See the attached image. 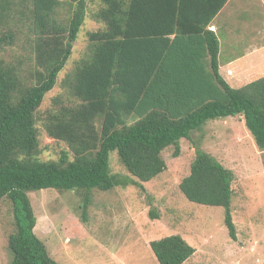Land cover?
Returning <instances> with one entry per match:
<instances>
[{
	"label": "trees",
	"instance_id": "trees-1",
	"mask_svg": "<svg viewBox=\"0 0 264 264\" xmlns=\"http://www.w3.org/2000/svg\"><path fill=\"white\" fill-rule=\"evenodd\" d=\"M227 1L0 0V200L11 202V264H60L35 233L29 192L77 189L86 221L91 189L128 183L111 172L113 150L132 176L150 181L166 168L165 148L174 145L178 156L180 140L209 120L240 115L264 152V75L233 87L208 29ZM89 16L101 25L88 31L63 91L40 115ZM15 41L21 54L9 60L4 51ZM39 123L68 145L58 159L40 156ZM233 180L232 169L198 146L179 186L190 201L224 207L236 240ZM150 246L160 264H183L196 251L179 234Z\"/></svg>",
	"mask_w": 264,
	"mask_h": 264
},
{
	"label": "rangeland",
	"instance_id": "rangeland-1",
	"mask_svg": "<svg viewBox=\"0 0 264 264\" xmlns=\"http://www.w3.org/2000/svg\"><path fill=\"white\" fill-rule=\"evenodd\" d=\"M233 9L230 5L225 12L232 13ZM100 25L92 17L86 18L55 87L44 97L40 115L63 91L62 79L84 53L88 31ZM22 37L18 33L17 42ZM17 42L7 47L4 57L14 60L20 56ZM247 82L231 85L240 87ZM38 129L43 159H58L61 151L69 148L51 137L41 123ZM198 146L234 172L231 209L236 240L225 224L224 207L190 201L180 189ZM175 151L174 145L165 148V170L143 182L128 172L116 150L111 151V172L128 183L108 191L91 189L86 221L82 219V192L77 189L30 191L37 216L35 233L50 255L60 264H160L150 242L179 234L196 249L183 264H264V152L257 147L243 116L209 120L191 137L180 140L178 156ZM151 210L158 218L151 217ZM13 229L11 202L4 198L0 200V264L12 262L8 237Z\"/></svg>",
	"mask_w": 264,
	"mask_h": 264
},
{
	"label": "crops",
	"instance_id": "crops-1",
	"mask_svg": "<svg viewBox=\"0 0 264 264\" xmlns=\"http://www.w3.org/2000/svg\"><path fill=\"white\" fill-rule=\"evenodd\" d=\"M230 5L233 12H225ZM208 29L219 39L220 72L230 84L264 75V0H228Z\"/></svg>",
	"mask_w": 264,
	"mask_h": 264
},
{
	"label": "bare ground",
	"instance_id": "bare-ground-1",
	"mask_svg": "<svg viewBox=\"0 0 264 264\" xmlns=\"http://www.w3.org/2000/svg\"><path fill=\"white\" fill-rule=\"evenodd\" d=\"M11 1V0H10ZM36 25V24H35Z\"/></svg>",
	"mask_w": 264,
	"mask_h": 264
}]
</instances>
